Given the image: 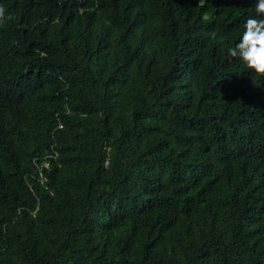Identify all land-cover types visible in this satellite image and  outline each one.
<instances>
[{
  "label": "trees",
  "instance_id": "obj_1",
  "mask_svg": "<svg viewBox=\"0 0 264 264\" xmlns=\"http://www.w3.org/2000/svg\"><path fill=\"white\" fill-rule=\"evenodd\" d=\"M256 2L0 0V264H264Z\"/></svg>",
  "mask_w": 264,
  "mask_h": 264
},
{
  "label": "clouds",
  "instance_id": "obj_2",
  "mask_svg": "<svg viewBox=\"0 0 264 264\" xmlns=\"http://www.w3.org/2000/svg\"><path fill=\"white\" fill-rule=\"evenodd\" d=\"M206 0H199V7H205ZM6 8L0 5V25L5 20H10L11 15L6 16ZM255 17H249L243 24V33L235 47L228 49V55L239 58L256 74L264 75V0H257L255 4Z\"/></svg>",
  "mask_w": 264,
  "mask_h": 264
},
{
  "label": "built area",
  "instance_id": "obj_3",
  "mask_svg": "<svg viewBox=\"0 0 264 264\" xmlns=\"http://www.w3.org/2000/svg\"><path fill=\"white\" fill-rule=\"evenodd\" d=\"M108 164H109V159L107 158V161H106V166H108ZM46 166L48 167V166H49V164L47 163V164H46Z\"/></svg>",
  "mask_w": 264,
  "mask_h": 264
}]
</instances>
